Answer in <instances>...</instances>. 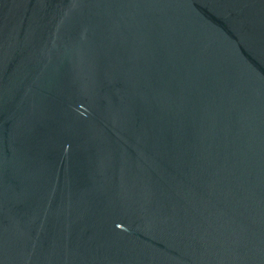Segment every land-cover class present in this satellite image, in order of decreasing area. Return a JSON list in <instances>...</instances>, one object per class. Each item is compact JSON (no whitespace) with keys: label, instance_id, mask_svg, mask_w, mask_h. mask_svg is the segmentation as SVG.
Here are the masks:
<instances>
[{"label":"water","instance_id":"water-1","mask_svg":"<svg viewBox=\"0 0 264 264\" xmlns=\"http://www.w3.org/2000/svg\"><path fill=\"white\" fill-rule=\"evenodd\" d=\"M0 264H264V0H0Z\"/></svg>","mask_w":264,"mask_h":264}]
</instances>
